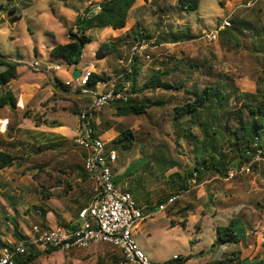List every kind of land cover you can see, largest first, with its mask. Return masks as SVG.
Segmentation results:
<instances>
[{
	"label": "rangeland",
	"instance_id": "374dc122",
	"mask_svg": "<svg viewBox=\"0 0 264 264\" xmlns=\"http://www.w3.org/2000/svg\"><path fill=\"white\" fill-rule=\"evenodd\" d=\"M89 1L0 0V55L19 66L18 77L11 84L19 104L16 109L9 104L0 106V150L21 157L13 166L0 170V249L15 247L20 241L16 233L23 234L27 227L31 233L32 226L40 223V210L48 204L42 184H51L50 176L66 183L76 170L84 169L82 148L75 142L79 118L72 107L82 104V111L93 98L76 89L74 67L82 70L93 64L92 72H107L112 79L101 81L99 90L110 91L116 84L126 83L125 72L132 69L134 59V34L140 30L156 41L138 56V87L157 69L171 70L165 78L171 83L183 80L185 87L145 89L133 94L141 101L147 98L164 102L149 107L147 113L119 116L115 106L119 102L113 101L95 108L92 114L95 134L104 140L107 151L114 149L118 154L114 173L127 181L125 189L131 191L144 214H150L133 230L137 246L158 264H166L176 256L185 258L184 264H218L225 256L235 254L245 264H258L264 256V157L255 159V168L235 169L232 177L215 170L199 175L195 170V165L202 167L195 157L197 147L190 137L182 135L191 116L181 117L183 123L177 128L173 109L190 98L188 89L201 91L207 85L235 83L242 91L264 93V0H200L194 11L183 9L178 0H142L139 7L131 9L124 28L88 30L92 41L86 44L80 62L71 67L52 55L51 49L69 41V29ZM92 2L100 4L99 0ZM220 26L216 40L204 36L206 30ZM183 33L191 37L183 39ZM103 41L111 47L106 55L100 51ZM36 59L43 66L51 62L61 68L34 70L28 64ZM55 74L70 89L60 88L53 79ZM125 85L123 90L131 88L129 83ZM7 90L8 86H0V94ZM27 93L33 95L32 99L25 96ZM54 119L64 122L60 132L69 133L70 138H59L58 133L37 135L31 129L32 124ZM108 120L118 131L134 132L131 148L103 134ZM192 132L201 142V129L193 125ZM53 141H61L62 145L48 147ZM233 219L245 224V239L219 240L217 226H226ZM44 249L29 264H117L122 256L120 248L108 243L58 249L50 254Z\"/></svg>",
	"mask_w": 264,
	"mask_h": 264
},
{
	"label": "trees",
	"instance_id": "16d2710c",
	"mask_svg": "<svg viewBox=\"0 0 264 264\" xmlns=\"http://www.w3.org/2000/svg\"><path fill=\"white\" fill-rule=\"evenodd\" d=\"M136 2L137 0H106L99 12L84 19L78 16L75 26L69 29V41L54 45L51 49V54L63 59L68 65H77L82 58L86 44L92 41V37L87 34V31L94 27L124 28L128 23L130 11ZM178 2L186 11L197 10L200 4V0H178ZM181 35L183 39L191 37L189 34L185 35V33ZM144 38L150 39L145 32L139 30L135 40L138 41ZM174 41L176 40L174 39ZM110 48V45L103 41L100 45L101 54L106 55ZM2 57L0 59V86H8V90L4 94H0V106L9 104L12 109H16L17 97L12 90L11 84L18 77V63L7 61L4 56ZM3 65L5 66L4 69L1 67ZM170 71L169 69H157L147 78L142 87H138L140 66L138 65V56H135L132 61V69L125 72L126 83H129L131 88L123 90L126 87V83H119L114 87L116 92L125 91L124 93L127 95L126 101H115L119 102L115 105L116 114L119 116L138 115L147 113L148 108L153 105H163L164 102L162 103L159 100L153 101L146 98V100L141 101L138 95L133 96V94H138L145 89L162 88L168 90L185 87L183 80L171 83L165 78V76L170 74ZM110 78L111 76L105 71L101 73L92 72L85 86L94 88L99 81H108ZM59 84L65 88L60 81ZM234 84L232 86L227 84L223 86L218 84L207 85L201 91L188 89L190 98L174 106L173 118L176 120L177 128L183 123L180 119L181 117L191 116L189 120H186L189 125L182 131V135L190 137L191 143L197 147V150L195 149V157L202 166L200 169L199 165H195V170L199 175L205 170H215L222 175H227L230 168L234 166L239 169L245 163H251V166L255 168L257 167L255 158L258 155L264 157V93L260 90L256 92L242 91ZM231 100L234 101L233 104H231ZM72 110L75 114L80 115V120L82 121L81 107L75 103ZM45 121L46 123L55 124V121ZM193 125H197L201 129V142H199L198 136L192 132ZM112 140L122 144L125 148H131L135 143V134L130 129L121 130ZM176 141L179 142V140ZM224 145L228 146L227 151H224ZM229 152L233 153V155L230 156ZM20 158V156L9 151L0 150V170L13 166ZM189 175L193 176V172L190 171ZM177 176L182 178L180 174H177ZM49 178L53 180L51 184H42L44 199L50 197V189L52 187L61 183L57 177L50 176ZM115 183L118 184L117 179H115ZM183 187L186 188L187 184H184ZM127 191L130 190L128 189ZM244 226L245 224L240 219H233L226 226L219 225L217 226L218 239L224 242H239L243 237L245 239L247 234L245 228H243ZM15 235L18 240L25 237L19 232ZM58 249L48 247L44 251L50 254ZM41 253H43V250L30 246L25 254L15 257V264H29ZM185 261V258L177 256L166 264H184ZM218 264H245V262L239 254H235L234 256H225ZM258 264H264V256L258 261Z\"/></svg>",
	"mask_w": 264,
	"mask_h": 264
},
{
	"label": "built area",
	"instance_id": "2783aa9c",
	"mask_svg": "<svg viewBox=\"0 0 264 264\" xmlns=\"http://www.w3.org/2000/svg\"><path fill=\"white\" fill-rule=\"evenodd\" d=\"M99 1L100 4H97V2L90 0L80 18L84 19L99 12L102 2H106V0ZM224 24L230 25V22L225 21ZM220 31L221 26L206 30L204 36L209 40H216ZM155 41L145 38L136 41L132 48V58L144 54ZM2 58L0 55V59ZM28 66L37 71L45 70L47 72L61 68V65H54L49 62H45L43 66V62L39 59L30 62ZM91 74V68L81 72L79 77L75 79L78 83L77 90L88 83ZM69 83L68 81L67 84ZM82 91V93L89 92L86 88H83ZM117 100L126 101L127 95L122 91L116 92L114 89L103 93H94L93 101L85 104L82 108L81 117L83 120L75 136V142L86 151L84 171L87 175L95 177L98 182L95 202L80 210V223L76 225L64 226L59 224L41 228L34 224L32 232L21 239L18 245L0 249V264H15V257L25 254L30 246L40 249L53 247L68 251L73 248H87L99 243H108L122 250V257L117 261V264H158L151 262L146 257L137 246L133 234L136 224L150 214H144L132 194L116 185L113 164L117 160V153L106 150L104 140L94 134L91 126L94 109H100ZM250 166L251 163H245L239 169L249 170ZM235 169L238 168H230L227 176L232 177L235 174ZM175 197L173 196L170 200Z\"/></svg>",
	"mask_w": 264,
	"mask_h": 264
},
{
	"label": "crops",
	"instance_id": "0c3cea01",
	"mask_svg": "<svg viewBox=\"0 0 264 264\" xmlns=\"http://www.w3.org/2000/svg\"><path fill=\"white\" fill-rule=\"evenodd\" d=\"M141 1L142 0H137L135 5L133 6V8H135L136 6L139 7ZM143 1H145L144 3L149 2V0H143ZM136 35L137 34H134V38L136 37ZM49 63H51V62H49ZM51 64H53V63H51ZM54 65H56V64H54ZM70 66L73 67V65H70ZM85 68L93 69V64H90L89 67L86 66ZM76 69H78V68L74 67L73 75H74V72ZM84 69H82V70L79 69V70H81V72H82ZM53 70L56 71V69H53ZM45 73L47 74V72H45ZM18 74H19V66H18ZM51 77H53V76L51 75ZM53 79H55L54 81L60 86V88H62L61 85L59 84V81L62 82V80L59 78V76L55 74ZM110 79H112V78H110ZM100 82L101 81H99L95 85L94 88L88 89V91H89L88 93L92 94V95H90L91 99L94 98V93L107 92V91L99 90V87H100L99 83ZM105 82H108V81H105ZM63 89H70V88H63ZM78 91L81 94L83 92L82 90H78ZM25 96L29 99H32V97H33V95L31 96V95H29V93H27ZM88 102H92V100L88 101ZM18 104H19V101L17 98V106H18ZM28 104L29 103H27V105ZM81 105L82 104H79L80 107H81ZM44 111H46V110H43L42 113L46 114V112H44ZM75 115H78V118H79V125L77 126V129L75 131V135H76L80 126H81V122H80V115L79 114H75ZM26 121H27V123H29L31 125L32 121L29 118H27ZM48 121H50V120H48ZM54 121H55V124L54 123H46L45 120L43 122H41L40 124H32L31 129L33 132H35L34 134H37V135L43 134V135L47 136L49 133H53V134L58 133L60 136L59 138H61L62 136L70 138L71 136L69 135V133H61L60 132V130H63L62 126H64V122L63 121H57L55 119L50 121V122H54ZM105 126H106V128L103 129V132H104L103 134L108 135V137H110L111 139H113L115 136H117L118 133L120 132L116 128L113 127V124L109 120L107 121V124ZM57 127H60V128H57ZM28 129H30V128H28ZM50 145H52L51 147L54 148V147H60L62 144H61V141H57V142L53 141V143H51L47 146H50ZM112 151H115V150L112 149ZM82 154H83V157L85 160L86 151L83 148H82ZM117 159H118V154H117ZM116 162H117V160H116ZM114 168L115 167L113 166V172H114ZM84 172H85L84 169L81 167L80 169L76 170V172L74 173L73 178L71 180H69L67 182L65 181L66 183L62 182L59 185L50 189L51 195L47 200L48 204L41 208V210H40L41 220L39 221L40 223H38L37 225H39L41 228H48V227L59 225V224L64 225V226H73V225H76L77 223H80L79 212L82 208L87 207V206L91 205L93 202H95V200L97 198V191H96L97 187L96 186H98V182H97L96 178L93 176H89V175L85 174ZM124 172H126V171H124ZM119 175H120L119 173H114V181H115V179H117L118 184H116V185L119 188H121L122 190H126L127 189V181L123 180L122 176L120 175L121 176L120 177ZM121 186L124 187V189ZM86 202H89V203H86ZM29 233H30L29 227L25 228L23 235H26ZM36 249L41 250L42 248L40 249V248L36 247ZM121 257L122 256L120 254V258Z\"/></svg>",
	"mask_w": 264,
	"mask_h": 264
},
{
	"label": "water",
	"instance_id": "95a60500",
	"mask_svg": "<svg viewBox=\"0 0 264 264\" xmlns=\"http://www.w3.org/2000/svg\"><path fill=\"white\" fill-rule=\"evenodd\" d=\"M103 5H104V2L101 4V8L103 7ZM80 74H81V70L76 69L74 72V78L75 79L78 78Z\"/></svg>",
	"mask_w": 264,
	"mask_h": 264
}]
</instances>
